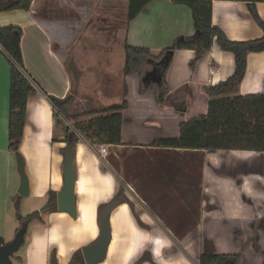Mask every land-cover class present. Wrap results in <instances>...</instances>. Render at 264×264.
I'll list each match as a JSON object with an SVG mask.
<instances>
[{"label":"crops","instance_id":"0c3cea01","mask_svg":"<svg viewBox=\"0 0 264 264\" xmlns=\"http://www.w3.org/2000/svg\"><path fill=\"white\" fill-rule=\"evenodd\" d=\"M197 1L212 3L211 24L221 29L229 40L242 42L263 37V29L253 19L246 3ZM109 5L119 6L126 12L128 0H33L28 11L0 12L1 28L19 26L22 29L20 48L23 65L35 90L27 99L19 152L28 180V197L33 201V207L28 215L33 212L39 215L31 222L37 224L32 226L30 231L32 242L39 244L40 250L43 249V252L39 250L40 260L36 264H84L81 248L92 244L98 237L100 210L114 198L125 197L123 188L100 166L96 151L100 144L96 143L91 134L93 129L90 128L86 134L75 127L76 124L86 127L88 121L95 117L91 113L100 108L85 109L91 99H81L74 95L73 78L66 63L81 39L87 42V45L90 44V30L99 35L97 28L92 27V20L101 8L107 9ZM255 12L264 25V2L255 4ZM103 21L104 24L107 20L103 18ZM102 28L104 30V26ZM193 34L191 11L186 6L175 4L171 0H151L134 19L127 22L123 36V54L124 46L127 45L147 49L152 56H157L177 38L191 37ZM194 59L193 49H178L172 53L169 65L163 73L168 92L162 105L155 102L153 91L139 93L141 81L137 74L123 77L120 72L117 76L123 77L122 82L118 83L117 80L115 82L118 83L121 93L104 96L105 101H102L106 104L101 107L105 109L118 106L126 100L127 108L120 112V144L101 145H108V150L115 148L118 151L130 149L166 151L153 147V142L177 138L181 122L206 115L208 97L204 89L224 82L233 75L234 57L230 52L221 51L213 40L210 50L199 60L193 62ZM208 61H213L217 68L213 84L207 83ZM124 62L125 56L121 70L124 68ZM147 66V71L151 72L150 62H147ZM125 89L126 97L123 99ZM236 94L242 97L264 94V51L247 55L245 75ZM69 95L74 99L65 109L64 116L72 120L71 124L78 130L81 138L71 131L69 125L63 126L55 119L53 105L47 98L51 96L63 99ZM8 97L9 68L0 54L2 240L3 227L11 213L14 205L13 196L20 184L16 174L17 158L8 150ZM66 127L69 128V133L72 132L74 137L78 138L73 162L76 206L74 218L56 209H50L44 214L37 211L39 207L44 208L55 202L56 194L62 188L64 163L62 151L67 143ZM185 151L200 153L202 165L197 185L200 193L199 200L194 202L192 197L188 202L185 200L181 203L186 213L194 209L195 226L190 234L185 233L181 235L183 236L181 239L179 238L182 240L179 252L170 249L172 256L177 257L179 254L188 264H198L199 256L203 253H239L238 264H257L258 257L260 264H264V152L167 150L180 155ZM219 154L231 155L236 163L222 165L224 162H220ZM223 176L225 178H222ZM156 184L160 185L161 182H155ZM214 187L219 189L218 194H210ZM187 195L188 191L184 196ZM136 198V202H133L125 197V201L111 212V242L103 261L97 264H134L141 249L152 240L153 247L147 249L150 260L146 261L141 254L137 258L138 264H166L163 260V250L168 249L164 244L167 235H163L154 223L161 219L148 208V203L141 198L139 191L136 192ZM47 199L48 201H45ZM134 210L138 211L137 217ZM166 228L168 229L167 226ZM214 236L232 238L255 236L257 240L256 245L248 243L240 251L229 243L225 248H218L215 244L207 246L202 241L203 237ZM3 242L5 244L4 240ZM52 254L54 262L51 263ZM75 254H79L82 263H75L73 258ZM176 262L180 260L177 258Z\"/></svg>","mask_w":264,"mask_h":264},{"label":"trees","instance_id":"16d2710c","mask_svg":"<svg viewBox=\"0 0 264 264\" xmlns=\"http://www.w3.org/2000/svg\"><path fill=\"white\" fill-rule=\"evenodd\" d=\"M33 0H19L12 5L8 11L30 9ZM151 0H128L126 9L127 22L134 19L141 10ZM175 4L184 5L191 11L194 34L191 37H179L168 48L163 49L157 56H152L147 49L134 48L125 45V62L122 71L123 77L137 74L140 78L139 93L153 91L155 102L162 105L165 95L168 92L164 81V71L169 65L171 56L163 60L166 53L174 52L178 49H193L195 59L199 60L212 46L213 40L221 51L230 52L234 57L233 75L224 82L211 87H206L204 92L208 97V109L206 115L191 118L179 124V135L173 139H160L153 142V147L168 151L183 150H242L264 152V94L253 96H239L237 89L245 75L247 66V55L264 51V35L256 40L236 42L229 40L221 29L211 24V2L197 0H171ZM246 3L255 22L263 29L264 25L259 20L255 12V4L264 0H216ZM22 29L19 26L0 27V54L4 57L9 68V97H8V150L16 158H21L19 146L23 136L25 124L26 105L29 95L34 90V85L25 71L23 56L20 48ZM162 81L160 85L142 82L144 73L141 64L147 62H160ZM192 64V63H191ZM124 82V81H123ZM126 97V89L123 99ZM50 103L65 114V109L73 102L71 95L57 99L47 96ZM127 108L126 100L118 106H111L98 110L95 117L88 121L86 127H75L84 133H88L92 128L91 134L98 144L119 145L121 135V114ZM57 123V122H56ZM69 133V128H65V135ZM82 133V132H81ZM78 138H75V143ZM163 155V152H158ZM166 153V152H165ZM174 154L180 155L177 152ZM193 157H200V153L184 152ZM195 155V156H194ZM166 159L167 155H163ZM164 162L161 166H167ZM168 163V162H167ZM202 159L198 166L193 165L192 170L198 172L197 182L200 181L199 170L201 169ZM170 166V164H168ZM187 166V165H186ZM195 189L194 202L199 200V187ZM172 203V202H170ZM175 203V202H174ZM175 204H179L178 201ZM185 207L181 211L185 212ZM179 214V215H180ZM39 217L37 212L26 216L27 226ZM184 227L188 228L189 222L187 215H181ZM18 231V230H17ZM25 236V235H24ZM181 235L178 237L180 238ZM4 242L0 238V246ZM74 255L75 263H82V259ZM79 259H78V258ZM78 259V260H76ZM240 254H207L199 256L198 264H238ZM54 262V254L51 263Z\"/></svg>","mask_w":264,"mask_h":264},{"label":"rangeland","instance_id":"374dc122","mask_svg":"<svg viewBox=\"0 0 264 264\" xmlns=\"http://www.w3.org/2000/svg\"><path fill=\"white\" fill-rule=\"evenodd\" d=\"M104 9L106 8H101V10L95 15L96 17L92 20V27H94L93 29L97 28L99 35H97L94 30H90V44L87 45V42H84L81 39V41L76 44V48L71 55L72 57L67 59L66 62L73 78L72 88L74 95L81 99H91V101L87 103L88 107L85 108L88 110L94 108H100L101 110V107L103 108L106 104L102 101H105L104 96L108 97V95L121 93L118 83L119 81L122 82L123 77L119 78L118 76L120 75V72L123 71L120 67L125 56L123 54L122 44L127 24L126 12L123 8H120L119 6L115 7L113 5H109L106 11ZM103 18L107 20L104 24ZM102 25L104 26V30ZM140 67L143 73L148 70L145 61ZM116 80L118 83L115 82ZM97 112L98 111L92 112L91 114L96 116ZM67 119L72 123L71 119ZM60 122L63 126H67L65 121ZM159 152H163V155H167V158L165 159L163 155L158 153V151L149 149L118 151V149L115 148H109L105 157L100 155H97V157L102 170H107L113 176L116 183L123 188L125 197L136 202V192L138 193L139 191L141 198L148 203V208L157 216V218L163 221L157 219L154 223L156 228L160 229L163 235H167V237L164 236V244L167 245L168 248L165 251L163 250L164 263L188 264L186 260L180 258L179 254L177 257H173L171 254L172 250L170 249L172 248L179 252L178 250L180 249L182 240L180 241L181 238L179 239L178 236L185 233L187 235L188 233L190 234V231H192L195 226L194 209L191 211L189 210V213L182 211L180 214V211L181 203L185 202V200L188 202L189 198L191 199L195 196L194 188L197 187L199 182L196 181L198 172L192 170V166H198L201 158L198 156L194 157L195 159L193 160V157L187 153L177 155L173 152ZM220 157V162H224L222 165L227 166L228 164L236 163V160L234 161V159L231 158V155H220ZM17 159L16 174L19 178L18 183H20V175L17 170ZM164 162H166L165 164H167V166L162 167L161 165ZM168 164H170V166H168ZM200 173L201 172L199 171V177ZM222 178L225 177L223 176ZM155 182H161V184L155 185ZM167 183L169 185H166ZM136 186H138V188H136ZM215 187L210 194H216L219 191V189ZM187 191V196H189L188 199H186L187 196H184ZM45 201H48V199ZM177 201L179 204H175ZM13 202L14 205L11 213L7 217L3 227V240L5 243L11 242L14 239L17 230L26 226V216L31 212L33 207V201L28 196H21L18 193V189H16L13 196ZM41 209L42 206L39 207L37 211L40 213ZM134 213L137 217L138 211L134 210ZM182 214L187 215L188 219L191 220L188 228L184 227L183 223H181V221L178 222L177 220L181 218ZM36 224L37 223H30L27 226L23 245L13 256H11L9 264H26L27 262L36 264V262L40 260V251L43 252V249L40 250V245L33 243L30 236L32 226ZM256 240L257 238L255 236L246 238L222 236L202 238V241L207 246L215 244L218 248H225L229 243L231 246H235V248L239 249V251L247 246L248 243L256 245ZM151 242L145 244V247L141 249L137 258L142 254L143 259L146 261L150 260V253L147 249L149 250V248L153 247ZM28 249L30 250L29 252L27 251ZM258 255L260 254L258 253ZM137 258L133 262L134 264L139 263ZM175 258L176 260L178 258L180 262H176ZM260 263L258 257L257 264Z\"/></svg>","mask_w":264,"mask_h":264},{"label":"water","instance_id":"95a60500","mask_svg":"<svg viewBox=\"0 0 264 264\" xmlns=\"http://www.w3.org/2000/svg\"><path fill=\"white\" fill-rule=\"evenodd\" d=\"M19 0H0V12L8 11L9 8L16 4ZM172 55V52L166 53L163 60L167 59V55ZM159 63H163L161 60ZM162 81V73L159 67H154L150 74L142 78L143 83L152 82L155 85H160ZM75 137L72 132L67 136V143L65 149L62 151L64 157L62 177L63 185L56 194L55 202L45 206L40 210V214H44L50 209H56L58 212L67 213L71 217L76 216L75 206V174L73 168L75 156ZM17 170L20 175V184L18 193L21 196H28L29 187L28 180L23 168V161L21 158L17 159ZM125 201V197H117L108 202L99 212V229L100 233L96 240L87 246L81 248L84 264H97L103 261L105 253L111 242V226L110 214L111 212ZM26 227H21L15 234L14 239L0 246V264H9L11 256H13L23 245Z\"/></svg>","mask_w":264,"mask_h":264},{"label":"built area","instance_id":"2783aa9c","mask_svg":"<svg viewBox=\"0 0 264 264\" xmlns=\"http://www.w3.org/2000/svg\"><path fill=\"white\" fill-rule=\"evenodd\" d=\"M208 66V79H207V83L208 84H213V76L215 75L217 68L214 65L213 61H208L207 63ZM54 112H55V119L56 120H60V121H65V123L67 125H69V127L71 128V131L77 135L79 138H81L80 133L78 132V130L68 121V119L64 116V114L62 112L59 111V109H57L56 107L53 106ZM108 152V145H100V147L97 150L98 155L100 156H104L106 155Z\"/></svg>","mask_w":264,"mask_h":264},{"label":"flooded vegetation","instance_id":"af4514ba","mask_svg":"<svg viewBox=\"0 0 264 264\" xmlns=\"http://www.w3.org/2000/svg\"><path fill=\"white\" fill-rule=\"evenodd\" d=\"M150 65H151V67H152V68H151V70H152L154 67H156V68L159 67V68H160V66H162V63H159V62H157V63L150 62ZM144 74H145V75H148V74H150V71H145ZM145 75H144V76H145ZM122 194H123V193H122Z\"/></svg>","mask_w":264,"mask_h":264}]
</instances>
